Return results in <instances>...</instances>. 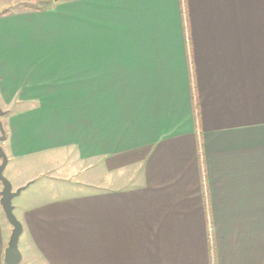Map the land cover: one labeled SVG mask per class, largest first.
<instances>
[{
	"label": "crops",
	"instance_id": "crops-1",
	"mask_svg": "<svg viewBox=\"0 0 264 264\" xmlns=\"http://www.w3.org/2000/svg\"><path fill=\"white\" fill-rule=\"evenodd\" d=\"M0 104L7 167L72 171L23 209L21 264H264V0L0 15ZM11 232L0 205V264Z\"/></svg>",
	"mask_w": 264,
	"mask_h": 264
},
{
	"label": "rangeland",
	"instance_id": "rangeland-1",
	"mask_svg": "<svg viewBox=\"0 0 264 264\" xmlns=\"http://www.w3.org/2000/svg\"><path fill=\"white\" fill-rule=\"evenodd\" d=\"M36 1L38 0H0V12L5 10L6 8L13 10L14 8H17L19 6L20 8H23L27 5H30V7L33 8L36 5ZM53 2L54 1H49L48 4H52ZM18 9L13 11H18ZM5 117L6 116H2L0 118V121L2 123ZM61 157L62 159L67 158V156L65 155H61ZM52 160L49 161V159L47 158L44 160H39L37 162H34L30 165H27L26 162H23L18 166H16L14 170H12L11 166L5 168L4 175L12 183L14 189L17 188L16 186L18 184L24 183L26 177L28 176L33 177V180H30L32 183L26 189H24L20 195L16 196L13 199L14 213L19 220L21 218L23 209L27 206L32 205L38 198H40V196L43 195L38 192L40 186L43 190L46 191L52 188V186H54V182H53L54 180H51L50 178H53L57 174H69L72 172L70 168L67 167H61L59 171H57V169L55 170V165L51 163L53 162ZM23 243H24V238L20 236L19 248L21 252L24 245Z\"/></svg>",
	"mask_w": 264,
	"mask_h": 264
},
{
	"label": "water",
	"instance_id": "water-1",
	"mask_svg": "<svg viewBox=\"0 0 264 264\" xmlns=\"http://www.w3.org/2000/svg\"><path fill=\"white\" fill-rule=\"evenodd\" d=\"M6 114L7 111H5L0 104V118L2 116H5ZM0 131V181L3 185V188L0 191V205L6 215L7 220L12 226V232L4 252V264H21L23 260V253L19 248V239L23 233L24 227L22 222L16 217L14 213L13 199L16 196L20 195L21 192L26 189L30 183L14 189L12 183L4 175V171L7 167L9 159L3 147L1 146V142L6 138V131L1 121Z\"/></svg>",
	"mask_w": 264,
	"mask_h": 264
},
{
	"label": "trees",
	"instance_id": "trees-1",
	"mask_svg": "<svg viewBox=\"0 0 264 264\" xmlns=\"http://www.w3.org/2000/svg\"><path fill=\"white\" fill-rule=\"evenodd\" d=\"M49 1H54V0H38V1H36V5L33 8L30 7V5H27V6L23 7V8H20V6H19L17 8H14L13 10H16V9L20 8L22 10L40 11V10H43V9L47 8V5H48ZM20 9H18V11H22ZM13 10L9 9V8H6L5 10L0 12V15L11 14L12 12H14Z\"/></svg>",
	"mask_w": 264,
	"mask_h": 264
}]
</instances>
